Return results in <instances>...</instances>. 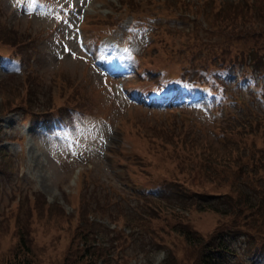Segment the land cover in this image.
Listing matches in <instances>:
<instances>
[{"label": "rangeland", "instance_id": "1", "mask_svg": "<svg viewBox=\"0 0 264 264\" xmlns=\"http://www.w3.org/2000/svg\"><path fill=\"white\" fill-rule=\"evenodd\" d=\"M221 1L44 0L45 10L31 8L29 0H0V55L22 62L21 73L13 75L8 74L16 71V61L2 59L5 67L0 65V264L26 257L33 264H62L65 258L74 264H165L164 247L178 264H197L196 251L186 248L173 229L184 223L207 236L227 217L184 208V195L176 194L175 186H156L155 180L170 183L180 177L169 146L161 148L160 139L206 134L211 147L223 151L219 139L229 136L227 129L238 118L261 115L249 138L262 144L264 104L255 100L254 91L233 89L235 75L225 81L229 99L216 118L201 113L202 97L180 110L149 109L132 101L119 84L151 86L165 72L184 78L190 52L184 51L183 40L190 22L195 16L206 24L212 18L205 16L210 5L218 8ZM82 14L86 39L101 41L87 40L90 54L76 37ZM134 16L147 31L128 29ZM128 41L143 76L135 71L122 79L117 77L118 50ZM113 72L115 79H108ZM256 84L252 88L263 86ZM234 100L250 102L245 117L229 103ZM47 117H60L65 128L43 131L38 123ZM210 134H219L217 142ZM222 181L214 182L219 188L204 181L188 192H225ZM220 197L195 195L191 202L213 205ZM81 220L89 227L88 245L80 240ZM261 243L264 234L237 236L231 243L236 256H229L228 264H264L252 255ZM94 251L99 253L89 260L83 256Z\"/></svg>", "mask_w": 264, "mask_h": 264}, {"label": "trees", "instance_id": "2", "mask_svg": "<svg viewBox=\"0 0 264 264\" xmlns=\"http://www.w3.org/2000/svg\"><path fill=\"white\" fill-rule=\"evenodd\" d=\"M127 6L126 4L124 8L127 9ZM208 15L212 18L206 24L197 20L195 16L192 22L189 20L192 24L187 29V39L183 40L184 51L190 52L187 59L188 74H197L203 78L204 72L211 71L213 67L227 70L236 67L243 70L241 71L243 77L251 76L254 85H257L258 81L263 83V86L259 87L262 90L261 98L264 99V40L261 41L264 39V0H222L218 8L210 5L205 13V16ZM134 19L137 17L134 16ZM241 105L250 108L251 104L247 101ZM248 111L241 112V116L245 117ZM258 121H262L261 115L250 116L248 119L246 117L245 120L238 118L235 126L227 129L229 136L222 134L223 138L219 139L222 141V148H225L223 151L211 147L209 140L205 139L206 134H170L173 136L172 140L160 139L161 148L169 146V155L174 161L173 170L180 177L179 180H175L176 182L170 183L155 180L156 186H162L164 183L175 186L176 194L184 195L181 199L184 208L211 209L227 217L207 236L184 223L181 224L182 227L173 229L180 235L186 248L196 251L197 264H228L229 256H236L231 243L237 236L254 238L258 234H264V141L257 144L255 138H249L250 135L255 136L252 133H256L254 128L258 126ZM262 128L260 132L264 134ZM210 135L216 139L214 142H217L219 134ZM220 179L226 183L228 189L213 194L221 196L214 202L215 204L200 203L197 199L191 202L195 195H213L196 189L193 194H189V189L193 190L194 186L201 187L204 181L205 183L210 181L219 188L221 184L215 183ZM183 187L185 189L181 192ZM79 223H81L79 226L83 227L81 233L83 238L80 240L83 245L85 243L88 245L86 233L89 227L85 226L82 220ZM164 249L166 250L164 263L178 264L172 250L168 247ZM96 253L99 252L94 251L83 256L89 260L88 258ZM252 255L256 258L264 257L263 243L256 247ZM76 257L80 256H74ZM8 264L33 263L26 257L24 260L18 259ZM62 264L74 263L68 262V258H65Z\"/></svg>", "mask_w": 264, "mask_h": 264}]
</instances>
